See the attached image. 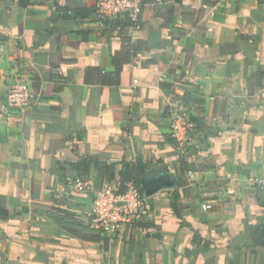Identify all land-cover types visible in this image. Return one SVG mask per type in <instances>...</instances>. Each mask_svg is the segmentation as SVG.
Listing matches in <instances>:
<instances>
[{"label":"crops","instance_id":"0c3cea01","mask_svg":"<svg viewBox=\"0 0 264 264\" xmlns=\"http://www.w3.org/2000/svg\"><path fill=\"white\" fill-rule=\"evenodd\" d=\"M29 1L0 0V105L16 78L33 90L29 107L0 114V264H230L245 218L264 225L247 190L264 177V0H150L139 30L73 7L95 0ZM56 5L68 19L55 24ZM249 24L256 43L242 39ZM176 112L192 117L183 146L169 135ZM161 174L174 186L147 196L141 221L89 229L96 188ZM191 230L218 250L193 253ZM238 264H264V245Z\"/></svg>","mask_w":264,"mask_h":264},{"label":"built area","instance_id":"2783aa9c","mask_svg":"<svg viewBox=\"0 0 264 264\" xmlns=\"http://www.w3.org/2000/svg\"><path fill=\"white\" fill-rule=\"evenodd\" d=\"M220 2L223 0H213ZM142 9V0H95L93 17L99 21L128 14L138 20ZM138 25L135 26L137 28ZM33 100V90L29 79L16 78L6 89L4 100L0 105V114L9 117L15 110H24ZM185 115L174 113L169 123V135L180 146L188 141V126ZM191 176V173L188 172ZM253 182L264 187V177H255ZM83 190L82 182L76 184ZM203 208L210 205L203 204ZM148 215L147 197L132 182L124 188L102 186L92 193L90 208L85 217L89 229L99 235L114 236L122 224H136Z\"/></svg>","mask_w":264,"mask_h":264},{"label":"trees","instance_id":"16d2710c","mask_svg":"<svg viewBox=\"0 0 264 264\" xmlns=\"http://www.w3.org/2000/svg\"><path fill=\"white\" fill-rule=\"evenodd\" d=\"M149 1L150 0H142V9H143L144 4L146 2H149ZM174 1L178 4L181 3V0H174ZM18 2L22 6H27L28 4H30L29 0H18ZM73 7L80 12L83 11L85 13V15H87L90 12H91V14L94 13L93 8L91 10H88L86 7H84L80 4L74 3ZM142 9H141V13H142ZM55 11H57V15L52 18V20L55 24L57 23V21H63V20L68 19V16L63 14L62 9H59V6L56 5ZM190 12H194V10L190 9ZM141 13H140L137 21L132 19L128 14H123L121 16H117V17L111 18V19H119V17H120L121 20H123L122 21L123 26L132 27L136 30H139L142 27V22L140 20ZM108 20H110V19H107L104 21H108ZM136 25H138L137 28H135ZM240 32L242 35V39L250 40L251 43H256L257 40H259V36L255 31V27L251 26V24L246 26L245 29H242V27H240ZM122 50L125 51V55H126L127 53H129L130 47L124 46V47H122ZM120 51L115 53V55H113V57H112V63L115 64V66H117V62H118L117 54L120 53ZM72 167L76 170L78 177L80 179H84L86 177L88 171H89V160L86 158H81L76 163H74L72 165ZM186 168H187L186 162L182 161L181 162V170H184ZM137 169H139L138 166H137ZM100 170L102 171L103 174L111 176V175H113L114 165L113 164H111V165H100ZM127 182L134 183L135 186L140 189L141 178H137V177L135 178L132 176H129V177L125 176V179L122 182V184L120 185V188H124L125 184ZM175 184H176V186L183 185V180H182L181 176H179L178 178L175 179ZM247 190H249L255 194L259 205H264V201H263L264 187L263 186L255 184L251 188H247ZM176 198H177V195L174 193L173 194L174 206H177V204L179 202ZM59 211L64 213L63 210H59ZM245 222L247 225L246 233H243V234L236 236V239H235L236 245H229V246L227 245L228 248L232 249V251H233L232 258L229 260L230 264H238L239 263L240 251H242L243 253H246V251L248 250L249 247H257V246H263L264 245L263 241L260 237L261 236L260 231L257 228L258 226L253 225L248 217L245 218ZM72 232L76 235L81 236L84 239H89V240L98 239V237L95 235L87 234L85 232H81L78 230H72ZM190 244H191V247H192L191 249H192L193 253H200V254L216 252L218 250V247H219L213 241H211L207 238H204L197 230H191ZM184 252L186 254H190L189 249H186ZM207 262L213 263V256H211L206 261V263Z\"/></svg>","mask_w":264,"mask_h":264},{"label":"water","instance_id":"95a60500","mask_svg":"<svg viewBox=\"0 0 264 264\" xmlns=\"http://www.w3.org/2000/svg\"><path fill=\"white\" fill-rule=\"evenodd\" d=\"M174 182L163 174L155 175L141 181L140 188L144 196H150L160 188L172 187ZM261 235L264 238V225L261 227Z\"/></svg>","mask_w":264,"mask_h":264},{"label":"rangeland","instance_id":"374dc122","mask_svg":"<svg viewBox=\"0 0 264 264\" xmlns=\"http://www.w3.org/2000/svg\"><path fill=\"white\" fill-rule=\"evenodd\" d=\"M190 119H192V117H190L189 115L185 116V123H186L185 125H188Z\"/></svg>","mask_w":264,"mask_h":264}]
</instances>
